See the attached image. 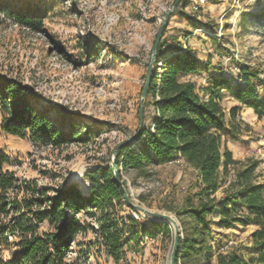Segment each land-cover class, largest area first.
<instances>
[{
	"label": "rangeland",
	"instance_id": "obj_1",
	"mask_svg": "<svg viewBox=\"0 0 264 264\" xmlns=\"http://www.w3.org/2000/svg\"><path fill=\"white\" fill-rule=\"evenodd\" d=\"M177 0H0V74L15 78L38 94L52 109L50 119L62 123L67 115H78L87 123L102 126V135L88 143L72 142L61 148L36 143L4 133L0 108V153L10 158L7 169L19 178L34 179L41 186L76 184L89 194L86 174L98 167L112 166L115 147L133 137L139 127V108L151 52L166 15ZM199 3L201 8L194 10ZM264 0H182L168 19L164 38L168 49L185 45L201 62L211 66L188 79L198 91L210 87L213 77L239 81L241 65L264 64V18H259ZM15 15L41 17L42 25H20ZM182 18V19H181ZM190 37V46L185 38ZM161 63L159 64V66ZM228 116L237 105L227 89L219 90ZM41 109V107H39ZM240 107L223 139L233 158L243 165L230 167L224 185L235 180V172L258 162L251 175L264 184V117L247 115ZM247 113V114H246ZM145 124L152 126L153 107L146 109ZM67 124V123H66ZM116 163V162H115ZM178 166V165H176ZM146 174L120 169L121 181L130 200L149 211L174 216L181 239H195L190 256L181 264H217V255L230 241L224 227L209 216L208 234L195 235L196 222L178 215L185 199L197 191L196 173L186 167L151 166ZM82 173L80 184L76 176ZM219 193H223L220 188ZM131 213L125 204L121 215ZM86 231L76 237L73 262L81 264H170L174 229L163 235L142 236L126 248L120 262L106 253L97 231L99 223L84 213L78 215ZM152 218L144 219L150 224ZM237 225V224H236ZM235 226V225H234ZM251 226H242L247 260L256 256L247 238ZM142 235V234H140ZM233 240H236L233 238ZM236 242V241H235ZM206 255L198 257V249ZM8 259L10 250L4 249Z\"/></svg>",
	"mask_w": 264,
	"mask_h": 264
},
{
	"label": "trees",
	"instance_id": "obj_2",
	"mask_svg": "<svg viewBox=\"0 0 264 264\" xmlns=\"http://www.w3.org/2000/svg\"><path fill=\"white\" fill-rule=\"evenodd\" d=\"M258 17L264 18V8ZM14 18L20 25L38 28L42 25L39 16L15 15ZM164 34L154 55L144 101L145 113L148 106L153 107L152 126L145 124L135 142L115 147L120 182L115 179L113 167L106 166L86 174L85 179L91 184L86 195L76 184L41 186L36 180L19 178L7 169L10 158L0 153V264H81L73 262L72 254L77 235L87 230L78 218L82 213L98 221L97 231L104 240L107 255L120 262L126 248L130 249L134 242L140 243L142 236L168 230L164 222L152 219L147 225L135 220L132 213L121 215L127 203L120 169L146 174V168L166 164L177 157L196 170L198 190L187 196V207L178 213L196 222L195 235L208 234L211 215H220L219 225L224 228L236 224L257 227L251 235L255 257L247 260L240 245L219 252L217 264H264V184L251 181L258 162L238 169L235 180L228 182L225 195L220 199L215 197L223 185L222 175L228 176L230 167L239 164L223 139L227 127L234 126L239 108H233L228 118L219 90L227 89L235 100L264 117V64L241 65L238 82L223 76L213 77L210 87L201 94L188 78L207 70L210 61L201 62L191 49H168ZM0 108L4 133L20 138L29 136L36 143L56 148L72 142L93 141L102 135L101 127L106 125L84 122L78 115H67L62 123H57L49 117L52 109L43 105L30 87L1 74ZM242 209L248 213L240 214ZM195 244V239L180 240L176 264L179 257L190 256ZM4 249L10 250L8 259L4 258ZM198 255L206 259L211 256L202 248L198 249Z\"/></svg>",
	"mask_w": 264,
	"mask_h": 264
},
{
	"label": "water",
	"instance_id": "obj_3",
	"mask_svg": "<svg viewBox=\"0 0 264 264\" xmlns=\"http://www.w3.org/2000/svg\"><path fill=\"white\" fill-rule=\"evenodd\" d=\"M182 2V0H177L172 9L170 10V12L166 15L163 24L161 25V28L159 30V33L157 34L156 40L154 42L153 45V49H152V59L148 68V74H147V78L145 81V85L142 91V95H141V101H140V108H139V127H138V131L136 133V135H134L133 137H131L130 139L122 142L120 145H124V144H129L132 142H135L137 140L138 134L141 132V130L143 129L144 125H145V110H144V101L147 98V94H148V88H149V84H150V80H151V75H152V69H153V64H154V55L155 52L158 49V45L163 37L164 34V30L166 28L167 22L169 17L171 16L173 10ZM113 156H114V163L112 164V167L114 169V176L116 181H119L118 178V173H117V168H116V149L113 152ZM72 184V183H70ZM124 197H125V201L127 203V205L135 211L141 212L146 216H149L150 218L159 221L158 219H161L160 222H164L169 224V221H172V218L166 214H160V213H155L152 211H149L139 205L134 204L131 200L130 197L128 195L127 190L124 188ZM180 240H181V235H180V228L179 226L175 223L174 224V240H173V247H172V252H171V257H170V264H176V261L178 259V253L180 251Z\"/></svg>",
	"mask_w": 264,
	"mask_h": 264
},
{
	"label": "crops",
	"instance_id": "obj_4",
	"mask_svg": "<svg viewBox=\"0 0 264 264\" xmlns=\"http://www.w3.org/2000/svg\"><path fill=\"white\" fill-rule=\"evenodd\" d=\"M182 19V18H181ZM185 42H186V45H188V46H190V44H191V40H190V37H186L185 38ZM179 47H185V45L183 46V44H181V45H179ZM234 98V97H233ZM235 99V98H234ZM237 101V100H236ZM239 102V101H238ZM240 103V102H239ZM241 106H243V107H246V106H244V105H242L241 103H240V105H237V107H234V108H239V110H240V107ZM247 109V112H248V114L247 115H250V114H252V115H254L255 114V112H254V110L252 109V108H249V107H247L246 108ZM228 118H230V116H228ZM230 151V150H229ZM233 156V155H232ZM234 159V158H233ZM234 160H236V159H234ZM238 163H239V165H243V163H241L240 161H238V160H236ZM160 167H165V168H177L178 166H176V165H168V164H162V165H159ZM187 169H189L190 171H193V172H195L196 173V170L194 169V168H192V167H187ZM228 186V185H227ZM227 186L226 185H222L220 188L223 190V193H219V192H217L216 193V195H215V197L217 198V199H220L221 197H223L224 195H225V189L227 188ZM197 190H198V188H197ZM194 201V200H193ZM187 207V204H186V199H185V204H184V208H186ZM243 213H245V214H247L248 213V211L246 210V209H242V211H240V214H243ZM219 219H220V215H218L217 216V218H214V220H216L217 221V224H219ZM251 226V229L249 230V236H248V240L249 241H251L252 242V238H251V235H252V233L253 232H255L256 230H257V227L256 226H253V225H250ZM248 227V226H247ZM241 228H242V226L240 225V224H237V225H235V226H232V227H230V228H225L224 230H223V234H225V236H227L228 237V239L230 238V239H236V240H234V241H236L235 243H239V242H243V240H244V238L243 237H241V235H242V233H243V230H241ZM242 244H244V242L242 243ZM238 246H240V245H237V246H234L233 248H232V250L234 249V248H236V247H238ZM244 252V250H242V253ZM198 257H201V255H199Z\"/></svg>",
	"mask_w": 264,
	"mask_h": 264
},
{
	"label": "built area",
	"instance_id": "obj_5",
	"mask_svg": "<svg viewBox=\"0 0 264 264\" xmlns=\"http://www.w3.org/2000/svg\"><path fill=\"white\" fill-rule=\"evenodd\" d=\"M201 2H205L206 0H200ZM201 8V5L199 3H195L193 5V9L194 10H199ZM168 165H178L181 167H189L188 164L181 158V157H177L174 160L166 163ZM131 213L134 217L135 220L137 221H144V219L148 216L144 215L141 212L135 211L131 209ZM161 235H163V233H160ZM236 245L235 241L233 239H230V241H228L227 245L225 247H223L224 252H228L231 251L232 248ZM179 264H181V261H179Z\"/></svg>",
	"mask_w": 264,
	"mask_h": 264
},
{
	"label": "bare ground",
	"instance_id": "obj_6",
	"mask_svg": "<svg viewBox=\"0 0 264 264\" xmlns=\"http://www.w3.org/2000/svg\"><path fill=\"white\" fill-rule=\"evenodd\" d=\"M81 176H82V173H79L77 176H76V180L82 184V181H81ZM171 218H172V221H169V224L172 225L173 229H174V224L176 223L178 226H179V223L176 221V218L174 216L171 215ZM159 221H161V219H158ZM180 228V227H179Z\"/></svg>",
	"mask_w": 264,
	"mask_h": 264
}]
</instances>
